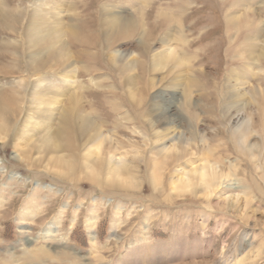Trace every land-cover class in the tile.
Wrapping results in <instances>:
<instances>
[{
	"label": "rangeland",
	"instance_id": "rangeland-1",
	"mask_svg": "<svg viewBox=\"0 0 264 264\" xmlns=\"http://www.w3.org/2000/svg\"><path fill=\"white\" fill-rule=\"evenodd\" d=\"M1 103L0 264H264V0H0Z\"/></svg>",
	"mask_w": 264,
	"mask_h": 264
},
{
	"label": "bare ground",
	"instance_id": "bare-ground-1",
	"mask_svg": "<svg viewBox=\"0 0 264 264\" xmlns=\"http://www.w3.org/2000/svg\"><path fill=\"white\" fill-rule=\"evenodd\" d=\"M113 20H114L113 22H114V24L116 26H121V23H120L121 22V18L120 17L116 16V17H114ZM74 100H75V102L74 101H73L74 103L72 102L73 103L72 111L75 114L76 113L75 110L76 111L80 110L81 107H80V104H79L78 100L77 99H74ZM233 104H234L233 107H237V105L234 102H233ZM0 108H1V111H0V127L4 128L6 123H7V117L10 116L9 114H11V111H12L13 114L15 112L13 110H9L5 104L3 106V103H1ZM77 119L80 121L82 130L84 131V133L88 135V140H91L92 142L96 141L94 143V146H95L94 149L91 151V148H90L89 150L91 152L89 151L88 154H90L91 156L93 154L96 155V152L98 150H101V147L103 146L104 141H105L106 138H104V135L102 134V132L98 129V127L89 118L88 115H84V114L81 113L79 116H77ZM28 128H29L28 126L25 127V129H28ZM242 131H243L242 134L245 135V138H249L250 137L248 135L249 134V132H248L249 130H247V128H243ZM42 132H43V134L40 135V133H42ZM40 133H39V135L42 136L43 139H44L43 142H42V147L43 146L60 147V145H61L60 141H61V138H63V135L61 134L60 131H52V130H48V129H43ZM39 135H36L34 137H37ZM236 137H237V135H236ZM251 149L254 152L255 147L252 146ZM256 150H258V149H256ZM114 168L117 170L116 166L110 165V169L111 170H113ZM208 175H209L208 173L204 174V177L207 179V181H208V177H209ZM212 177L213 178H210V182L211 183L212 182L213 183H217V180H218L217 175L214 174V175H212ZM229 187L232 188V186H229ZM45 254H47V253H45Z\"/></svg>",
	"mask_w": 264,
	"mask_h": 264
}]
</instances>
